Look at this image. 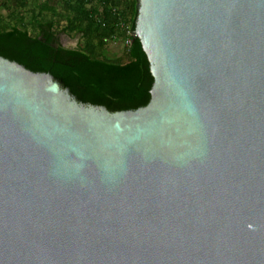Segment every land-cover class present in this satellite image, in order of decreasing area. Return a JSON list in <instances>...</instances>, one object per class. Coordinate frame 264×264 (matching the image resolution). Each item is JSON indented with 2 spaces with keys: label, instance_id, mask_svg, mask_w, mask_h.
<instances>
[{
  "label": "water",
  "instance_id": "obj_1",
  "mask_svg": "<svg viewBox=\"0 0 264 264\" xmlns=\"http://www.w3.org/2000/svg\"><path fill=\"white\" fill-rule=\"evenodd\" d=\"M132 35L136 109L0 55V264H264V0H139Z\"/></svg>",
  "mask_w": 264,
  "mask_h": 264
},
{
  "label": "trees",
  "instance_id": "obj_2",
  "mask_svg": "<svg viewBox=\"0 0 264 264\" xmlns=\"http://www.w3.org/2000/svg\"><path fill=\"white\" fill-rule=\"evenodd\" d=\"M138 8L139 0H0V55L52 73L83 102L145 106L154 77L133 41Z\"/></svg>",
  "mask_w": 264,
  "mask_h": 264
},
{
  "label": "rangeland",
  "instance_id": "obj_3",
  "mask_svg": "<svg viewBox=\"0 0 264 264\" xmlns=\"http://www.w3.org/2000/svg\"><path fill=\"white\" fill-rule=\"evenodd\" d=\"M68 42H69V45L74 46L76 44V42L78 43V40L77 39H69Z\"/></svg>",
  "mask_w": 264,
  "mask_h": 264
},
{
  "label": "flooded vegetation",
  "instance_id": "obj_4",
  "mask_svg": "<svg viewBox=\"0 0 264 264\" xmlns=\"http://www.w3.org/2000/svg\"><path fill=\"white\" fill-rule=\"evenodd\" d=\"M68 40H69L68 38L64 39V41H63V42H64V44H66V45H69V42H68Z\"/></svg>",
  "mask_w": 264,
  "mask_h": 264
},
{
  "label": "built area",
  "instance_id": "obj_5",
  "mask_svg": "<svg viewBox=\"0 0 264 264\" xmlns=\"http://www.w3.org/2000/svg\"><path fill=\"white\" fill-rule=\"evenodd\" d=\"M133 33V32H132Z\"/></svg>",
  "mask_w": 264,
  "mask_h": 264
}]
</instances>
